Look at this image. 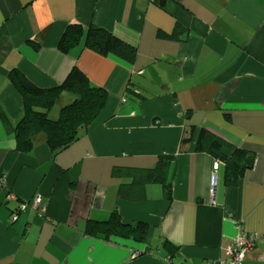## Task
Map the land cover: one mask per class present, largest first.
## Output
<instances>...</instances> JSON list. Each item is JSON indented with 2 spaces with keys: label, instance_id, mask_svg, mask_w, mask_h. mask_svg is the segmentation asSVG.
<instances>
[{
  "label": "crops",
  "instance_id": "0c3cea01",
  "mask_svg": "<svg viewBox=\"0 0 264 264\" xmlns=\"http://www.w3.org/2000/svg\"><path fill=\"white\" fill-rule=\"evenodd\" d=\"M71 24L111 32L136 48V63L82 45L62 54ZM74 67L109 100L67 151L54 157L39 135L22 154L0 119V264H169L166 243L176 264L217 263L251 234L261 239L244 264H264V0H0V106L11 126L23 113L12 70L51 89ZM74 99L64 93L52 119ZM199 130L253 154L238 185L195 151ZM165 155L171 200L148 184L141 202L123 201L132 181L114 172L152 169ZM113 211L149 225L147 244L85 235Z\"/></svg>",
  "mask_w": 264,
  "mask_h": 264
},
{
  "label": "trees",
  "instance_id": "16d2710c",
  "mask_svg": "<svg viewBox=\"0 0 264 264\" xmlns=\"http://www.w3.org/2000/svg\"><path fill=\"white\" fill-rule=\"evenodd\" d=\"M81 45L83 49L93 51L102 57L113 56L129 65H134L137 60L136 48L111 32L94 26L86 29L79 24L68 25L57 48L62 54H68ZM9 80L22 98V118L15 126H11L5 111L0 106V119L7 124L9 133L14 134L16 148L22 154L32 152L34 141L39 135L45 136L46 145L54 157L67 151L80 139L82 129L94 125L109 100L107 91L94 86L77 67L71 70L62 84L51 89L37 87L16 69L10 72ZM64 93L74 95V101L61 109L57 120L50 119L51 112ZM195 132L196 129L191 128L188 137L182 143L192 142ZM195 151L212 155L217 161L225 164V184L228 186L238 185L255 163L252 153L233 147L206 130L197 131ZM173 162V157L165 155L159 157L157 165L152 169L116 170L114 172L116 176L132 181L128 186L120 187L121 199L130 203H139L144 199V187L148 184H157L163 187L166 198L171 200L173 188L169 181V171ZM149 232L150 227L146 223H125L118 211H113L106 221L89 220L85 226L86 236L105 242L122 240L146 245ZM167 244H165V248L168 249L166 259L176 264L175 251Z\"/></svg>",
  "mask_w": 264,
  "mask_h": 264
},
{
  "label": "built area",
  "instance_id": "2783aa9c",
  "mask_svg": "<svg viewBox=\"0 0 264 264\" xmlns=\"http://www.w3.org/2000/svg\"><path fill=\"white\" fill-rule=\"evenodd\" d=\"M219 162L215 164V170L219 169ZM217 188V172L214 173L212 180L211 198L215 201ZM40 198L35 199V206H38ZM15 220V218H13ZM261 239L259 235H242L240 238L236 239L233 244H231L226 249V259L220 262L207 263V264H244L246 256L255 248L257 242ZM138 254L135 255L137 257ZM170 262V261H169ZM173 264V262H170Z\"/></svg>",
  "mask_w": 264,
  "mask_h": 264
},
{
  "label": "rangeland",
  "instance_id": "374dc122",
  "mask_svg": "<svg viewBox=\"0 0 264 264\" xmlns=\"http://www.w3.org/2000/svg\"><path fill=\"white\" fill-rule=\"evenodd\" d=\"M53 118V115H50V119H52Z\"/></svg>",
  "mask_w": 264,
  "mask_h": 264
}]
</instances>
